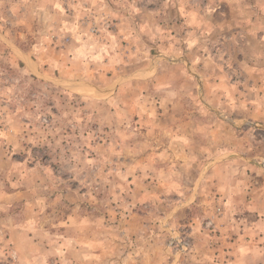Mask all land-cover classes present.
<instances>
[{"label":"rangeland","instance_id":"obj_1","mask_svg":"<svg viewBox=\"0 0 264 264\" xmlns=\"http://www.w3.org/2000/svg\"><path fill=\"white\" fill-rule=\"evenodd\" d=\"M0 264H264V0H0Z\"/></svg>","mask_w":264,"mask_h":264}]
</instances>
